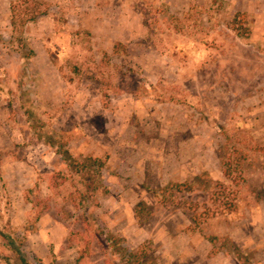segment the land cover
Masks as SVG:
<instances>
[{
    "label": "rangeland",
    "instance_id": "374dc122",
    "mask_svg": "<svg viewBox=\"0 0 264 264\" xmlns=\"http://www.w3.org/2000/svg\"><path fill=\"white\" fill-rule=\"evenodd\" d=\"M0 229L31 264H264V0H0Z\"/></svg>",
    "mask_w": 264,
    "mask_h": 264
},
{
    "label": "trees",
    "instance_id": "16d2710c",
    "mask_svg": "<svg viewBox=\"0 0 264 264\" xmlns=\"http://www.w3.org/2000/svg\"><path fill=\"white\" fill-rule=\"evenodd\" d=\"M65 158H70L69 154L65 151ZM91 166H94L98 168H101L103 166V162L99 158H89ZM87 164L84 163L83 166H86ZM211 181V180H210ZM217 183V182H216ZM179 186L182 185V183L177 184ZM29 230H34L35 226L33 224L28 226ZM0 236L5 242L6 246L11 250L15 256H16V261L12 262V258L8 256L7 254H2L0 253V258L3 259L4 264H31L29 259L27 258V254L25 251L22 249L21 243H19L10 233H7L3 230L0 229Z\"/></svg>",
    "mask_w": 264,
    "mask_h": 264
},
{
    "label": "crops",
    "instance_id": "0c3cea01",
    "mask_svg": "<svg viewBox=\"0 0 264 264\" xmlns=\"http://www.w3.org/2000/svg\"><path fill=\"white\" fill-rule=\"evenodd\" d=\"M18 191H19V188L17 189V187H15V192H17L18 193ZM23 208L25 209L24 211L26 212L27 211V207H28V205H29V203H23ZM13 212H14V215H15V213H17V207H15V205L13 206ZM13 222H14V220H12Z\"/></svg>",
    "mask_w": 264,
    "mask_h": 264
}]
</instances>
